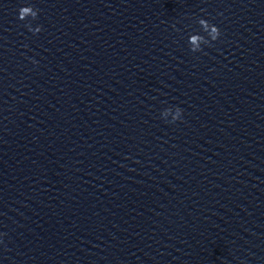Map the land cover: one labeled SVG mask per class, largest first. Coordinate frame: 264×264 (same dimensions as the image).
<instances>
[{"label": "clouds", "instance_id": "9594fccd", "mask_svg": "<svg viewBox=\"0 0 264 264\" xmlns=\"http://www.w3.org/2000/svg\"><path fill=\"white\" fill-rule=\"evenodd\" d=\"M38 9H34L32 6H22L21 8H19L18 10V19L23 21L26 20L27 18L31 17L33 20L37 18L38 16ZM199 25L201 26V28L208 32L209 36L211 37L212 41H215L219 36H220V30L217 26L210 24L207 20L205 19H199L198 21ZM26 27H28L29 31H33L34 33H38L39 31H41V28L38 26L35 29H33L31 27L30 24L26 25ZM210 29V31H209ZM205 41L206 38L203 35L200 34H191L189 36V41L193 44H195L197 41ZM191 51L193 52H197V51H201V49L198 48H192ZM182 116V109H180L179 107H176V116L173 118L172 121L169 122H175L177 120H179Z\"/></svg>", "mask_w": 264, "mask_h": 264}]
</instances>
